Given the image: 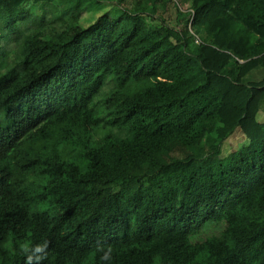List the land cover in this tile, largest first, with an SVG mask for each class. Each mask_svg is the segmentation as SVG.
<instances>
[{"label":"trees","instance_id":"obj_1","mask_svg":"<svg viewBox=\"0 0 264 264\" xmlns=\"http://www.w3.org/2000/svg\"><path fill=\"white\" fill-rule=\"evenodd\" d=\"M184 1L0 0V264H264V0Z\"/></svg>","mask_w":264,"mask_h":264},{"label":"clouds","instance_id":"obj_2","mask_svg":"<svg viewBox=\"0 0 264 264\" xmlns=\"http://www.w3.org/2000/svg\"><path fill=\"white\" fill-rule=\"evenodd\" d=\"M234 23L237 28L248 33V43L250 45H255L257 38H259V33L248 31L247 26L243 24L242 21L237 20ZM49 244L50 241L48 240L39 243H34L31 240L23 241L19 245V250L24 256V264H43L48 256ZM97 249L102 252L100 260L103 261L104 264H111L114 254L112 245L97 244Z\"/></svg>","mask_w":264,"mask_h":264},{"label":"rangeland","instance_id":"obj_3","mask_svg":"<svg viewBox=\"0 0 264 264\" xmlns=\"http://www.w3.org/2000/svg\"><path fill=\"white\" fill-rule=\"evenodd\" d=\"M27 5L29 6V10L31 11V13L32 12L34 13L33 2H29V3H27ZM180 5L181 6L178 5L177 7L182 8L184 10L189 8V3L187 1L182 0V3ZM34 9L36 10V12H38V7L37 8L34 7ZM103 10H104L103 8L99 9L97 4H96L92 8V10H88V12H89L88 16L91 15V17L93 18L92 21H95L96 18L98 17V15L101 14V12H98V11H103ZM86 14L87 13H84V16ZM54 17H58V21L54 24V26H56V27L60 26L59 23L62 21L61 12L56 13L54 15ZM82 22H83V20H82ZM213 84L215 86H220L221 88H224V89H228V88L229 89H237V85L236 84L232 83L231 81H229L227 79H224L223 77H221L219 75H213ZM0 118H2L4 121H6V122H4L2 119H0V125L1 126H7V124L9 125V122L6 120L5 115L3 113H0ZM236 132H237V134L240 133L239 130H237ZM235 143H236V141H235ZM231 147H232V143L231 142H226L225 145H224V148H223V154H226L231 149Z\"/></svg>","mask_w":264,"mask_h":264},{"label":"built area","instance_id":"obj_4","mask_svg":"<svg viewBox=\"0 0 264 264\" xmlns=\"http://www.w3.org/2000/svg\"><path fill=\"white\" fill-rule=\"evenodd\" d=\"M175 1L177 2V4H178L179 6H181L180 4L182 3V0H181V1H180V0H175ZM180 9L183 10V11L191 10L190 8H188V9H186V10H184V9H182V8H180ZM189 29H190V31L194 34L195 42H196V43H200V42H201V39H200V37H199L197 34H195V32L193 31L191 23H190Z\"/></svg>","mask_w":264,"mask_h":264}]
</instances>
